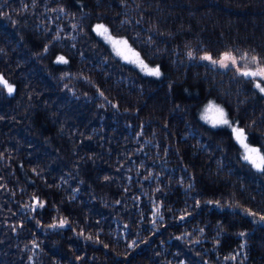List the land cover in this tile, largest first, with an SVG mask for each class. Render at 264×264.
I'll return each instance as SVG.
<instances>
[{"label":"trees","instance_id":"trees-1","mask_svg":"<svg viewBox=\"0 0 264 264\" xmlns=\"http://www.w3.org/2000/svg\"><path fill=\"white\" fill-rule=\"evenodd\" d=\"M224 52L264 67V0H0V264H264V172L202 117L264 154L257 79L202 59Z\"/></svg>","mask_w":264,"mask_h":264},{"label":"snow or ice","instance_id":"snow-or-ice-1","mask_svg":"<svg viewBox=\"0 0 264 264\" xmlns=\"http://www.w3.org/2000/svg\"><path fill=\"white\" fill-rule=\"evenodd\" d=\"M96 30L102 35H106L108 33V29L104 25H97ZM107 38L112 39L111 37H107ZM112 42H113L114 47H116L118 45L123 46V50L121 48L117 47V54H119V55H123L124 50L129 51V52L131 51V49L128 48V46H127V41H125V40H113ZM133 55H135L137 57L136 62H139L142 68H147V65H144L143 61H139L138 54H133ZM125 58H127V57H125ZM202 59L211 60V57L210 56H204V57H202ZM251 60H252V63L258 64V58L257 57L253 56L251 58ZM58 61L63 62V63H67V61L64 60L63 57H59ZM226 61L231 62V64H233V65H235L237 63L236 58L234 56H232L230 53H225L223 58L220 61H212V62L213 63H219L221 65V67H228V63H226ZM148 72H149V74H152V75H156V76L160 75L159 68L148 69ZM241 74L246 76V77H259V78H261V80H264V67H261L258 65L257 69L255 71L245 70ZM0 84H3L4 87H6L8 89L9 93H11L13 91L12 85L8 84V82L6 80H4L2 77H0ZM256 87L259 88L261 92H264V87H261V85L259 83L256 84ZM213 107H214L213 105H211V104L209 105V108H213ZM215 111L218 114L217 118L215 120V123H218V124H229L230 123L229 120L226 118V115H225L223 109L216 108ZM232 131L235 134L237 140L246 149V154L244 156V159L246 161H248L249 163H251L253 165V167H255L258 171L264 172V154H261V152L258 148L249 147L247 145V143H245L246 136H245V132L243 129L233 128ZM260 219L264 220V216H261ZM62 225H63V221L61 222V226ZM241 235H243V233H241Z\"/></svg>","mask_w":264,"mask_h":264},{"label":"rangeland","instance_id":"rangeland-1","mask_svg":"<svg viewBox=\"0 0 264 264\" xmlns=\"http://www.w3.org/2000/svg\"><path fill=\"white\" fill-rule=\"evenodd\" d=\"M97 25H104L108 29V33L106 35L100 34L96 30V26ZM94 28H95V31L98 33V35L109 45V47L111 48V50L113 51V53L118 58H120L122 61L128 62V63H130V64H132V65L140 68L142 71L147 72V73H149L148 72V69H155V68H157V67H155L153 65H150L144 59V57L142 56V54L140 53V51L137 48H135L133 46V44L125 36H119V35L112 34L111 31L109 30V28L104 23H96L95 26H94ZM107 37H111L112 39H108ZM113 40H125V41H127V46H128V48L131 49V51L129 52V51L124 50V54L123 55L117 54V47H119V48H121L123 50V46L122 45H118V46L114 47L113 42H112ZM225 53H230V52H224L218 58H213L209 53H204L203 56H210L212 61H220L223 58V56H224ZM133 54H138L139 61H143V64L144 65H147V68H142L141 65H140V63L139 62H136L137 61V57L135 55H133ZM231 55L234 56L233 54H231ZM125 57H127V58H125ZM236 61H237V63L235 65L231 64V62H228V61H226V63H228V67L229 66H236V67L239 66L238 69L241 72H243L245 70L255 71L257 69V66H258V64H254L252 62H245V63H243L242 66H240L239 65V60L237 58H236ZM217 64H219V63H217ZM224 68H226V67H224ZM255 78L257 79V83H260L261 84V78H259V77H255ZM210 104L213 105L214 107L213 108H209V105ZM202 108H203L202 109V117H203V119L205 121H207V122H209V123H211L212 125H215V126L225 125V124L215 123V120H216L217 115H218L216 113L215 109L216 108L223 109V111L225 113V110H224L223 106L220 103H218V102H216L214 100H211V101L205 103L204 106H202ZM225 115H226V113H225ZM226 118H227V116H226ZM229 122L230 123L229 124H226V125H229L231 127V129H233V128H240L237 124L232 123L230 120H229ZM245 143H247V145L249 147L258 148L256 145L251 144L249 141H247V139L245 140ZM239 144H240V147H241V154H242V156L244 158V156L246 154V149L244 148V146L240 142H239Z\"/></svg>","mask_w":264,"mask_h":264}]
</instances>
